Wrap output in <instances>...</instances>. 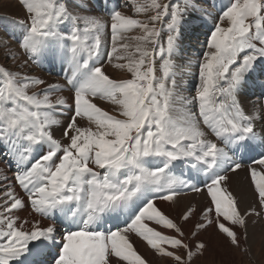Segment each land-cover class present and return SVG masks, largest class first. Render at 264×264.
<instances>
[{
  "label": "snow or ice",
  "instance_id": "1",
  "mask_svg": "<svg viewBox=\"0 0 264 264\" xmlns=\"http://www.w3.org/2000/svg\"><path fill=\"white\" fill-rule=\"evenodd\" d=\"M208 3L105 0L106 20L90 0H18L19 35L0 38L15 65L0 64V160L12 172L0 169V264H151L133 237L162 264L249 251L248 226L264 217V0L220 10L188 96L175 79L177 60L193 67L184 26ZM241 170L246 205L231 184ZM188 193L206 203H182Z\"/></svg>",
  "mask_w": 264,
  "mask_h": 264
},
{
  "label": "bare ground",
  "instance_id": "2",
  "mask_svg": "<svg viewBox=\"0 0 264 264\" xmlns=\"http://www.w3.org/2000/svg\"><path fill=\"white\" fill-rule=\"evenodd\" d=\"M223 1H224V6H225L228 3V0H223ZM214 7H216V6H214ZM222 8L220 6V10ZM207 10L210 13V15L205 17L203 20H201L202 22L197 21L196 25H198V24L200 25L199 26V32H197V34L206 35L204 32V29L210 30L213 27V23L217 19V17L214 16V12L212 11V9H207ZM220 10H218L217 13H215V14L218 15ZM23 14H24V12L20 8V6L18 4V0H0V38H6L8 36L11 37L13 34H15L17 36L19 35V33L15 32V30H14L13 21L16 19H21ZM91 14L101 16L96 12V10L93 7H92ZM102 17L104 19H106V17H107L106 12H105V17L104 16H102ZM189 21L192 22L193 19H191ZM184 40L187 41V37L185 35H184ZM10 44L13 48H15L16 47V40L11 39ZM188 47H189V44H188ZM191 50H194V49L192 48ZM200 50H201V48L198 49V52H200ZM3 52H4V49L0 48L1 63L2 64L6 63V65L9 68H14L15 65L11 61H8L4 57ZM195 54H197V53H195ZM190 55H193V54H190ZM187 56H188V54H187ZM188 57H190V56H188ZM185 61L187 64V59ZM193 61H197V60L191 59V64L193 63ZM55 70H56V72H50L51 69H48L47 66H37V65H34V67H33V65H30L29 68L27 69V71L30 74L42 76L45 80H47L50 83L61 79L60 75H59L60 77H56L57 76L56 73L58 71H60L59 67H57ZM108 71L112 72L115 76H118L121 78H127L124 73L114 72L110 66L108 67ZM190 71H192V70H190ZM251 92H252V90L250 88L249 93H248L250 96H251ZM185 95H187V94H185ZM99 104L105 110L111 109V106L105 101H100ZM249 110H250V106H249ZM59 136H60V132L58 131L57 137H59ZM4 165L5 164H2L0 162V169H4L6 172H8L7 171V165H5V166ZM8 175H12V173H8ZM231 184H232L233 191L243 197V201H244L245 205L251 201V198H252L251 192L248 190V181L245 179V171L244 170H241L239 175H233L232 176ZM189 201L197 204L198 206H201L204 203H206L205 197L203 195H196L193 193H188V195L186 197L182 198V203H184V204H187ZM161 207H163L166 211L168 210L166 204H161ZM172 214L174 215L175 213H172ZM20 215L26 216L27 213H20ZM253 219L255 220V223L249 224V226H248V237H249V239L245 242L243 247H247L249 249L253 259H255L256 261H258V260L261 261V259L264 260V217H261V218H255L254 217ZM47 222L48 221H44V223H47ZM152 226H154V225H152ZM161 230H163V229H161ZM211 236L214 240L219 242V238L215 235V233H212ZM204 238L207 239L208 235H205ZM133 239L135 242H137V244H139V246H138L139 248L137 247L138 251L141 254H143L147 259H149L151 261V264H155L154 261L156 259H158V257L153 256L152 252L148 248H146L144 243L142 241L138 240V238L133 237ZM219 251H220V256L217 257V264H219L221 259L223 261H226L227 264H239L240 262L242 264L247 263L246 257H244L245 259L242 258V254H241L242 250L231 249V248H220ZM230 258H233L235 262H232L230 260ZM160 264H162V260H160Z\"/></svg>",
  "mask_w": 264,
  "mask_h": 264
},
{
  "label": "rangeland",
  "instance_id": "3",
  "mask_svg": "<svg viewBox=\"0 0 264 264\" xmlns=\"http://www.w3.org/2000/svg\"><path fill=\"white\" fill-rule=\"evenodd\" d=\"M120 1H121V4L124 3V0H120ZM101 2L104 3L103 4L104 7L103 6L99 7ZM210 2H211L212 5L210 4ZM90 3L92 4V7L96 10V12L99 15L105 17V12H106L105 11V0H90ZM108 6H110V5L108 4ZM214 6H216V7H214ZM220 6H221V8L224 6V1L223 0H209V3L204 5V7H206L207 9H212V11L214 12V16H216V17H217V15L215 13H217V11L220 10ZM122 10H124L127 14H134L130 10V6H129V8H123ZM106 15H107V12H106ZM23 17H24V14H23L22 18ZM107 19H109L108 15L106 17V20ZM197 21L200 22L201 19H193L192 22L189 21L184 26V35L187 37V41L183 40V47L186 50L188 56H190L192 60H197L199 58L200 54L202 52L206 51L205 41H206L208 33H209V30L204 29V32H205L206 35L197 34V32H199V26H200L199 24L196 25ZM214 23H213V25H214ZM188 44H189V47H188ZM192 48L194 50H191ZM199 48H201L200 52H198ZM195 53H197V54H195ZM190 54H193V55H190ZM195 62L197 63V61H193V63H192L193 67L189 68L187 66L185 60L184 61L177 60V63L180 65V67L175 69L176 73L178 74V75H176L175 79L177 80L178 84H181V91H182V93L184 95L185 94H187L188 96L194 95V93L188 92L187 89L190 88L193 83H195L194 75H193L196 72V68L194 67L196 65ZM0 64H2L1 60H0ZM33 67H34V65H33ZM190 70H192V71H190ZM8 173H10V172H8ZM134 238H136V237H134ZM138 240H139V238H138ZM133 242H134L136 247L139 246V244H137V242H135L134 239H133ZM241 254H242V258L246 257V259H247V263H245V264H264V260L263 259H261V261H259V260L256 261L255 259H253V257L251 256V252L250 251H248V252L242 251ZM160 260H161V258L158 257V259H156L154 261V263L155 264H160ZM230 260L232 262H235L233 258H230ZM239 264H242V263L240 262Z\"/></svg>",
  "mask_w": 264,
  "mask_h": 264
}]
</instances>
